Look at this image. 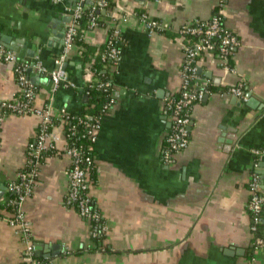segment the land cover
Returning a JSON list of instances; mask_svg holds the SVG:
<instances>
[{"label": "crops", "instance_id": "obj_1", "mask_svg": "<svg viewBox=\"0 0 264 264\" xmlns=\"http://www.w3.org/2000/svg\"><path fill=\"white\" fill-rule=\"evenodd\" d=\"M94 4L0 0V35L35 50L30 58L24 48L26 60L53 69L69 8ZM219 12L237 39L231 63L223 65L214 51L199 58V80L212 90L195 106L189 146L165 162L162 147L173 124L165 101L179 90L183 63L177 30ZM143 13L161 27L150 33ZM99 16V25L83 30L85 42L100 46L115 26L121 49L116 102L102 120L94 145L96 173L90 177L92 204L107 231L100 234L93 220L66 201L71 158L63 128L56 126L57 148L44 154L24 204L36 258L40 264H248L254 257V264H264V207L258 248L248 208L252 177L264 184V151L255 152L264 149V0H117L114 10L101 9ZM64 63L77 87L52 92L50 76L33 70L30 77L42 75L29 79L36 86L35 104H49L53 114L81 113L90 76L75 48ZM14 67L0 57V101L19 95ZM238 83L247 98L258 100L253 107L225 90ZM37 125L34 114L12 113L1 127L0 206L9 183L27 167ZM24 248L16 228L0 218V264H23Z\"/></svg>", "mask_w": 264, "mask_h": 264}, {"label": "built area", "instance_id": "obj_2", "mask_svg": "<svg viewBox=\"0 0 264 264\" xmlns=\"http://www.w3.org/2000/svg\"><path fill=\"white\" fill-rule=\"evenodd\" d=\"M55 2H63V0H54ZM159 1V0H155ZM95 10V7L94 9ZM70 21L65 30L63 48L59 56L55 59L56 67L53 69L47 68L40 60L36 59L32 63L33 70L43 74H48L51 79V91L55 92L60 87L76 88V84L71 80L68 71L62 67L67 56L74 48V40L79 30V19L83 14V5H74L69 8ZM144 26L152 33L154 30L161 27V24L154 19L148 17L146 13L141 14ZM98 15L93 13L90 18L89 27L97 26ZM117 28L114 30V35L108 40V56L111 58L110 71L117 72V67L121 60V49L119 47V32ZM183 38L185 36H199L198 42L194 45L190 40L183 41V63L180 69V86L179 98L165 101L166 108L172 110L173 124L170 131L167 133L162 147L161 156L165 162H171L179 151L185 150L190 144V124L192 121L193 111L196 104L201 102L205 96L210 93L208 83L201 82L198 75V60L202 52L214 51L215 41L218 42L217 48L219 58L222 64L226 62V57L232 54L235 50L237 39L233 32L227 28L223 21L221 12L215 14L209 20L196 19L180 26L177 30ZM0 57L6 61L14 63V71L17 76V81L20 87V97L1 100L0 101V130L6 121L9 114L27 115L34 114L38 117L37 133L35 139L29 144L27 167L19 172L18 177L9 183V189L14 196H7L4 202L7 207H11V211L0 213V218L7 222L10 226L16 228L17 232L22 236L25 242L23 251V264H40L35 255V246L31 241V226L26 218L24 204L27 199L33 194L35 184L37 182L39 166L48 151H55L56 134L53 133L54 120L62 121L61 127L64 129V121L71 118L72 112L62 109L60 113L53 114L49 104L37 106L35 104L36 86L28 78V69L30 63L22 60L16 51L8 48L0 42ZM106 57V55H103ZM227 66V65H225ZM89 74V80L85 83L84 90L87 86L93 85L94 78L92 77L91 67H86ZM113 73H111V76ZM111 82H100L99 86L106 87ZM228 93H232L237 97H241L245 101L248 100L244 90V84L238 83L230 86ZM116 102V97L113 92L109 101L104 105V117L113 108ZM103 116L95 120H87L84 116L79 115L78 124H82L84 131L83 137L90 140L92 148L95 145L100 129L102 127ZM76 125L71 129L70 136L76 134ZM64 150L71 158V169L69 171V188L67 192V203L75 206L80 215L88 217L98 226L100 234L107 231V225L101 220V215L94 209L92 197L90 194V177L89 174L93 169L96 159L95 153H86L85 150L76 144H70L66 141ZM51 139V140H49ZM90 145V147H91ZM264 149H255L256 153L263 152ZM250 198L248 208L253 215V224L251 229L256 232L258 225L262 222V210L264 207V191L261 187L260 179L254 175L249 183ZM262 243L259 240L256 248ZM248 264H254V257L251 258Z\"/></svg>", "mask_w": 264, "mask_h": 264}, {"label": "trees", "instance_id": "obj_3", "mask_svg": "<svg viewBox=\"0 0 264 264\" xmlns=\"http://www.w3.org/2000/svg\"><path fill=\"white\" fill-rule=\"evenodd\" d=\"M117 0H95V4L93 7H85L83 6V14L82 17L79 19V30L78 33L75 37L74 40V48L77 50L78 53H80L83 61V67H91L92 69V77L94 78L93 80V85L92 86H87L85 90V94L87 95V101L84 103V107L81 113H72V117L68 118L64 121V129L63 133L66 135V141L67 143L70 144H76L77 146L82 147L86 153H93L94 152V145L92 148L91 142L88 138L83 137L82 133L84 131V128L82 124H78V117L79 115L84 116L87 120H95L96 118L104 117L105 112H104V105L109 101L111 95L113 94L115 90V85H114V76L115 73L110 71V61L111 58L108 56V40L113 37L114 35V30L115 26L108 27V40H106L103 44L100 46H92L89 43L85 42V39L83 37V30L88 27L91 15L93 13L98 15V22L97 25H99L100 20H99V13L101 12V9H105L106 12L114 10L116 7ZM95 7V10H93ZM217 14V13H216ZM179 35V33H178ZM180 36V35H179ZM190 40L191 44H196L199 40V36H185L183 41H188ZM215 49L214 53L216 56H219V51L217 48L218 42L215 41ZM234 53V51H233ZM229 54L226 57V63H231L230 58L233 55ZM103 55H106V57H103ZM205 52H202L201 56H204ZM228 65V64H226ZM111 73L113 75L111 76ZM108 82L110 81L111 84L106 86V87H101L99 86L100 82ZM230 87L226 88L225 90H228ZM209 92H211L212 87L210 84L208 85ZM224 90V91H225ZM180 96L179 91L175 92L174 94L170 95V99H178ZM20 97V94L17 96ZM111 111V110H110ZM109 111V112H110ZM172 112V110L170 109ZM62 124V121L59 119L54 120L53 127H51V130H53L54 127L60 126ZM76 127V134L74 136H70L71 129ZM91 145V147H90ZM55 152V151H54ZM96 173V163L91 170L89 177H91V180H93L94 176ZM91 175V176H90ZM8 196H14L13 192H9ZM11 207H7L5 203H2L0 206V213L8 212ZM255 248L259 240L263 239V232H262V224L260 223L258 225V228L255 233ZM255 248H251L250 250L247 251L246 256L251 258L255 254Z\"/></svg>", "mask_w": 264, "mask_h": 264}, {"label": "water", "instance_id": "obj_4", "mask_svg": "<svg viewBox=\"0 0 264 264\" xmlns=\"http://www.w3.org/2000/svg\"><path fill=\"white\" fill-rule=\"evenodd\" d=\"M87 2L90 3V4H92V1H87ZM75 4H76V3H75ZM69 21H70V16L68 17V22H69ZM64 35H65V31L63 32V36H64ZM0 42L3 43V44H4L5 46H7L8 48H10V49L16 51V53L18 54V56H19L22 60H24V61L30 63V67H29V69H28V73H31V72L33 71L32 63L34 62V60H26L25 55H24V48H25V50H26L27 55L30 56V58H32V57L35 56V50H33L32 48H28L26 45H19V43H15V42H13L12 40H10L8 37L4 36L3 34L0 35ZM63 42H64V37H63ZM62 67H63V68H66V64L64 63V64L62 65ZM34 71H35V70H34ZM35 72H36V71H35ZM41 76H42V75H41V74H38V72H37L36 76H34V77H30V75H28V78H29L31 81H33L35 78H36V79H39ZM207 96H208V94H207L205 97H207ZM247 96H248V100L245 101V102H246V105H248V106H252V107H253L254 104L258 102V100H256L251 94H247ZM236 97H237V96H236ZM87 98H88V97H87V95H86V99H87ZM262 178H263V181H264V177H262ZM262 187L264 188V184L262 185Z\"/></svg>", "mask_w": 264, "mask_h": 264}]
</instances>
